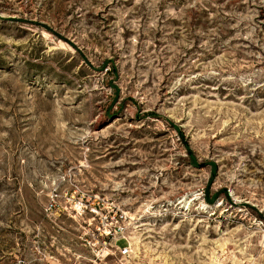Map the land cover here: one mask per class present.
I'll list each match as a JSON object with an SVG mask.
<instances>
[{
	"label": "rangeland",
	"instance_id": "1",
	"mask_svg": "<svg viewBox=\"0 0 264 264\" xmlns=\"http://www.w3.org/2000/svg\"><path fill=\"white\" fill-rule=\"evenodd\" d=\"M0 264H264V0H0Z\"/></svg>",
	"mask_w": 264,
	"mask_h": 264
},
{
	"label": "built area",
	"instance_id": "2",
	"mask_svg": "<svg viewBox=\"0 0 264 264\" xmlns=\"http://www.w3.org/2000/svg\"><path fill=\"white\" fill-rule=\"evenodd\" d=\"M118 217L123 219V218L125 217V215L122 213V214H119ZM121 230H122V227H121V226H118V227H116V228H114V229L112 230V231H113L112 234L118 233V232H120ZM99 235L102 236V237H104V238H108L109 236H111V233H110V231H109V228H108V229L103 228V230H100ZM125 250H126V249L123 248V249L120 251V253H121V254L125 253V252H126Z\"/></svg>",
	"mask_w": 264,
	"mask_h": 264
},
{
	"label": "bare ground",
	"instance_id": "3",
	"mask_svg": "<svg viewBox=\"0 0 264 264\" xmlns=\"http://www.w3.org/2000/svg\"><path fill=\"white\" fill-rule=\"evenodd\" d=\"M191 200H194L193 198ZM180 203H184V205H187L188 201L186 199H184L182 202Z\"/></svg>",
	"mask_w": 264,
	"mask_h": 264
}]
</instances>
